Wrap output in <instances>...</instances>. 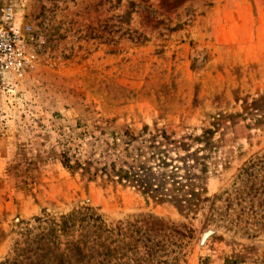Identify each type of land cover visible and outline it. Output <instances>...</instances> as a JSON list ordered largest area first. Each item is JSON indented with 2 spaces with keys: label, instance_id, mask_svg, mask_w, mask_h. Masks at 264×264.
Segmentation results:
<instances>
[{
  "label": "rangeland",
  "instance_id": "obj_1",
  "mask_svg": "<svg viewBox=\"0 0 264 264\" xmlns=\"http://www.w3.org/2000/svg\"><path fill=\"white\" fill-rule=\"evenodd\" d=\"M80 211L264 264V0H0V264Z\"/></svg>",
  "mask_w": 264,
  "mask_h": 264
},
{
  "label": "trees",
  "instance_id": "obj_2",
  "mask_svg": "<svg viewBox=\"0 0 264 264\" xmlns=\"http://www.w3.org/2000/svg\"><path fill=\"white\" fill-rule=\"evenodd\" d=\"M89 213H71L66 220L60 218L28 233L26 240L18 243L12 264H105L104 258L117 264L119 252V259L124 256L132 264H168V259L160 260L170 246H180L181 228L154 215L139 214L121 223L118 238L113 229H105ZM227 264H236V259H228Z\"/></svg>",
  "mask_w": 264,
  "mask_h": 264
}]
</instances>
